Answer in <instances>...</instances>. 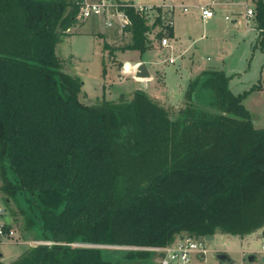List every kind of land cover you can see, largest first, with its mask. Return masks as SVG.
I'll list each match as a JSON object with an SVG mask.
<instances>
[{
  "label": "trees",
  "instance_id": "obj_1",
  "mask_svg": "<svg viewBox=\"0 0 264 264\" xmlns=\"http://www.w3.org/2000/svg\"><path fill=\"white\" fill-rule=\"evenodd\" d=\"M82 2L0 0L1 189L26 229L52 242L0 264H150L161 255L152 248L184 234L244 236L264 227V128L244 104L262 83L235 94L232 75L204 70L177 118L144 90L85 104L82 79L57 54L83 24ZM255 8L264 43V1ZM124 10L130 39L105 41L111 53L143 59L156 26L175 36L163 9L152 24L134 6Z\"/></svg>",
  "mask_w": 264,
  "mask_h": 264
},
{
  "label": "rangeland",
  "instance_id": "obj_2",
  "mask_svg": "<svg viewBox=\"0 0 264 264\" xmlns=\"http://www.w3.org/2000/svg\"><path fill=\"white\" fill-rule=\"evenodd\" d=\"M163 1L141 0L142 3L157 4L149 6L146 11V14L151 17L150 24L153 23L159 8L167 12V15L171 14L167 6H158ZM165 1L167 2L168 0ZM179 4L182 3L179 2ZM190 9L191 12L185 14L182 6L176 5V29L185 27L184 25L190 23V16L196 10L193 5H190ZM245 10V5L226 6V9L222 10L219 18L216 19L218 21L217 27L214 26L213 29L211 26L195 24L196 32L193 38H196L197 41L190 45V53L194 52L195 58L199 59L203 64H212L218 57L223 58L228 65L225 70L226 73L233 76L230 81V88L235 94L249 89L255 83L264 85V68L262 67L264 50L260 48V45L255 48L252 47L249 42L246 44V48L242 45L241 49L240 44L234 40V33L241 34L246 38L255 36V33L248 30L244 19L239 15V12L245 13ZM226 15L230 16L231 19L226 20L224 18ZM237 16L239 17V22L233 23ZM81 23L83 24L73 28L71 34L64 37L58 44L57 54L65 62L64 71L78 75L82 79L83 86L80 100L83 103L91 105L104 99L115 102H119L120 99L130 100L136 90H144L150 97L164 106L170 112L172 118H177L180 110L185 106L186 92L190 82L196 78L199 70H194L191 63H186L185 61L181 64L178 63L173 55L164 51L165 47L161 44L163 37L166 36L168 38L169 44L172 39L167 36L164 28L153 27L149 34L152 49L144 54V58L148 59L146 63L152 72V77L139 79L135 77L137 65L144 61L139 58L140 53L138 51L117 50L111 53L104 48L105 41L114 47L125 45L129 42V33L108 27L97 31L96 28H91L89 19L81 20ZM101 23L100 21V25H102ZM91 29L97 32L94 33ZM215 31L218 32L216 33ZM159 32L163 33V37L158 38L157 34ZM214 32L215 35L213 37L216 38L212 42L210 37ZM202 33L209 34V37L200 39ZM185 44L188 45V42ZM208 56H210L211 60H207ZM127 64H129L128 69L126 67ZM244 104L251 110L254 120H256L255 126L264 128V92H253L244 100ZM200 106L203 107L202 105ZM258 116L260 118L259 123H257ZM2 184L3 179L0 171V204L6 208L7 213L12 217L11 225L15 226L17 233V242L6 241L4 244H0V250L4 252L3 260L9 263L27 248L39 244H51L52 242L37 239L35 230L26 229L25 216L21 214L20 206L14 199L8 201L7 195L1 189ZM19 203L24 208H27L26 203L22 199H20ZM259 229H263V227ZM76 245L89 244L78 243ZM205 245L208 253L203 264H221L215 257L218 252L228 253L232 260L235 261V263L224 264H264L261 260V256L264 255L262 251L264 239H256V235L245 241L234 238L230 234L218 232L213 239L206 240ZM250 250L257 254L258 260L256 262L250 263L248 261V255L252 253ZM156 251L157 253L159 252V250ZM159 260L160 255H155L150 264H159Z\"/></svg>",
  "mask_w": 264,
  "mask_h": 264
},
{
  "label": "crops",
  "instance_id": "obj_3",
  "mask_svg": "<svg viewBox=\"0 0 264 264\" xmlns=\"http://www.w3.org/2000/svg\"><path fill=\"white\" fill-rule=\"evenodd\" d=\"M92 1H96V0H92ZM119 1H122V2H133L136 5H146V6L157 5V4L147 3V2H145V3L143 2L142 3L141 0H119ZM255 1L256 0H168L166 2L164 0L158 6H167V8L170 9L171 17L173 18V29H174V34H175V36L170 40V44L168 46H163V47H165L164 51L169 53L170 55H173L174 59H176V61L178 63H180V64L183 63L184 61L186 63H191L192 64L191 66L194 67V70H199V73L197 72L198 75L204 70H226L228 65L223 60L222 57H218V59L212 64H208V63L203 64L199 59L195 58V53L194 52L190 53V45L194 44L197 41L196 38H193V35L196 32L195 24L204 25V26L205 25L206 26H211V28L213 29L214 26L217 27L218 21L216 19L219 18L222 10L226 9V6H228V7L230 6L231 7V6H236V5H239V4L246 6L245 13L244 12H242V13L239 12V15H240V17L242 16V18L244 19L248 30H250V32H252V33H255V36H253V37L250 36L249 38L248 37L246 38V37H244L241 34L234 33V35H233L234 36V40L238 44H240V48L241 49H242V45H244V47L246 48V44L249 42V43H251L252 47L255 48L256 46L260 45V48L262 50H264V43H261V37H262L261 36V30L258 29L257 20H256ZM179 2L182 3V4H179ZM176 5L182 6L183 13H185V14L191 12L190 5L195 6V9H196L190 16V18H191L190 23H188L187 25H184L185 27H182V28H179V29H176V27H175V26H177L176 23H175V18H176L175 7H176ZM205 5H208V6H210L211 8L214 9L215 15L212 18H206L205 19V18H203L201 16L200 7L201 6H205ZM184 7H188V11H184ZM249 8L254 10V15L253 16H248L247 10ZM237 14H238V12H237ZM226 16H228V15H226ZM226 16H224L225 19H226ZM237 17L233 20V23H238L239 22V17L238 18ZM226 20H228V19H226ZM89 21H90L91 28H96L97 31H100V29H103V28L106 27V25L104 23V19L102 17H94V18L89 19ZM100 21L102 22L101 23L102 25H100ZM91 31H92V29H91ZM97 31H92V32L95 33ZM215 32L212 33L211 37H210V41L212 40V42H214V40L216 38V37H213V35H215ZM205 37L208 38L209 34L202 33V35L200 36V39H203ZM251 39H253V40H251ZM187 42H188V45L185 44ZM219 55H220V53H219ZM220 56H222V55H220ZM142 60L144 62H148V59L143 58ZM207 60H211L210 56L207 57ZM262 67L264 68V63H263ZM150 73H151V77H152V72L150 71ZM260 78H261V76H260ZM255 84H257V83H255ZM245 90H247V89H245ZM255 91L263 93L264 92V85H263L262 89L254 90L249 95H251ZM247 97H246V99H247ZM255 121L256 120H254V122ZM259 121H260V118L258 116L257 123H259ZM9 218H10V222H11L12 221V217L10 215H9ZM216 234H214V235H216ZM253 235H256V239L258 238L260 240H263L264 239V227H263V229H259L258 231H254V232L249 233V234L244 235V236L230 234V236H233L234 238H238V239L245 240V241H247ZM2 244H4V243H2ZM20 254L21 253H19L17 255V257ZM17 257H15V259ZM3 258H4V252L2 250H0V261L8 263V262L4 261ZM199 258H200V256H199ZM205 259H206V256H205L204 259L200 258V261L195 262V264H203Z\"/></svg>",
  "mask_w": 264,
  "mask_h": 264
},
{
  "label": "built area",
  "instance_id": "obj_4",
  "mask_svg": "<svg viewBox=\"0 0 264 264\" xmlns=\"http://www.w3.org/2000/svg\"><path fill=\"white\" fill-rule=\"evenodd\" d=\"M132 6L144 13L149 8L146 5H136L132 2H120L117 0H83L80 6L79 18L85 21L94 17H102L106 27L126 32V28L131 24V19L124 8ZM184 11H188V7H184ZM200 11L201 16L205 19L212 18L215 15L214 9L208 5L201 6ZM247 14L248 16H253L254 10L249 8ZM149 19H151L150 16ZM226 19L229 20L230 16H226ZM167 24L173 26L171 14H169ZM161 44L168 46V38L163 37ZM7 216L9 217L6 208L0 204V244L6 241L17 242L16 229L11 225L10 221L7 222ZM205 242V237L200 238L184 234L166 247L152 249L159 250L161 253L160 264H195V262L200 261L199 256L201 254L206 256L208 253ZM262 251L264 253V245L262 246Z\"/></svg>",
  "mask_w": 264,
  "mask_h": 264
},
{
  "label": "water",
  "instance_id": "obj_5",
  "mask_svg": "<svg viewBox=\"0 0 264 264\" xmlns=\"http://www.w3.org/2000/svg\"><path fill=\"white\" fill-rule=\"evenodd\" d=\"M136 78L139 79H148L151 77V73L150 70L148 69L147 63L146 62H140L139 65L137 66L136 69V74H135ZM7 222L10 221V218L7 216L6 217ZM215 237L214 234H210V235H206L205 236V240H211ZM216 259L221 263H235V261L232 260V258L230 257V255L228 253H224V252H218L215 255ZM200 258L204 259L205 255L201 254ZM258 260V256L256 253L252 252L251 254L248 255V261L250 263L256 262ZM261 260L264 262V255L261 256Z\"/></svg>",
  "mask_w": 264,
  "mask_h": 264
},
{
  "label": "bare ground",
  "instance_id": "obj_6",
  "mask_svg": "<svg viewBox=\"0 0 264 264\" xmlns=\"http://www.w3.org/2000/svg\"><path fill=\"white\" fill-rule=\"evenodd\" d=\"M126 67H127V69H128V68H129V64H127V66H126Z\"/></svg>",
  "mask_w": 264,
  "mask_h": 264
}]
</instances>
